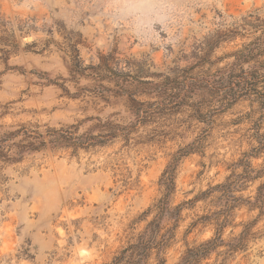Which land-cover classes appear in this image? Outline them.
Here are the masks:
<instances>
[{"label":"rangeland","instance_id":"rangeland-1","mask_svg":"<svg viewBox=\"0 0 264 264\" xmlns=\"http://www.w3.org/2000/svg\"><path fill=\"white\" fill-rule=\"evenodd\" d=\"M0 22V264H114L159 215L146 264L214 238L198 264H264V0H0ZM256 45L250 88L214 89Z\"/></svg>","mask_w":264,"mask_h":264},{"label":"trees","instance_id":"trees-1","mask_svg":"<svg viewBox=\"0 0 264 264\" xmlns=\"http://www.w3.org/2000/svg\"><path fill=\"white\" fill-rule=\"evenodd\" d=\"M4 27L5 25L0 22V27ZM9 38H11L12 42H15V31L11 30L9 34ZM0 38V42H1ZM259 42V39L257 40ZM257 42V43H258ZM261 42V41H260ZM259 42V43H260ZM260 46L256 45L255 48H248V52L242 56L241 54L236 53L234 55L235 61L231 65V70L227 76L221 77L220 79H214L213 88L216 90L229 89L230 92H243L245 93L250 88L251 85V76L248 75L247 72L241 71L240 76H233L234 70L233 68L241 67L243 64L247 63L249 56L256 51ZM0 61L3 63L7 62L8 56L10 55L9 51H6L5 48H0ZM234 79L235 81H233ZM253 81V80H252ZM167 172H164L162 178H165ZM172 177V173H171ZM172 180V179H171ZM261 190V189H260ZM159 217L155 218L151 221L145 231L140 235L137 239L136 243L130 247V249H126L121 252L120 257L114 260V264H121L125 259H127L128 264H146L149 253L153 244L157 238V235L160 231V219ZM219 246L217 238L211 239L200 246L190 249L183 256L179 264H198L201 260L207 258L217 247ZM129 251V253H128ZM128 253V256H127Z\"/></svg>","mask_w":264,"mask_h":264}]
</instances>
